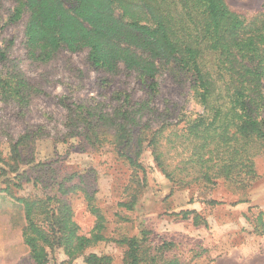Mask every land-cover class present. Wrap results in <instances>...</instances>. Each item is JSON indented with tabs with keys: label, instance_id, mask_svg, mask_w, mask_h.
Returning <instances> with one entry per match:
<instances>
[{
	"label": "rangeland",
	"instance_id": "374dc122",
	"mask_svg": "<svg viewBox=\"0 0 264 264\" xmlns=\"http://www.w3.org/2000/svg\"><path fill=\"white\" fill-rule=\"evenodd\" d=\"M226 1L244 14L264 11V0ZM16 5L15 0H0V45L9 47L7 60L0 61V74L20 73L42 92L27 103L0 93V264H35L24 243L25 210L18 197H61L70 203L81 232L89 234L97 220L89 206V192L104 216L107 239L88 248L86 254L110 255L111 264H127V245L119 241L144 234L141 264H166L169 258H177L180 264H264V232L260 233L264 156L257 159L261 177L250 188L249 200L238 202L239 196L223 183L213 188L176 187L162 174L146 145L139 157L145 169L129 166L118 151L121 146L110 142L113 137L107 132L102 140L91 134L94 142H89L83 128L88 123L71 110L76 104L90 109L89 120L99 132L106 127L101 113L113 116L117 108L130 107L137 110L131 116L149 124L144 128L149 130L184 112L202 110L193 96V75L173 58L157 60L158 85L153 93L135 70L120 65L111 73L94 66L88 48L62 49L50 61H35L25 46L28 12L19 22L8 23ZM207 58L214 64L213 55ZM124 94L135 105H122ZM139 102H148L141 111ZM21 138L18 154L13 148ZM125 151L135 156L137 146L133 142ZM19 174L22 177L16 179ZM211 199L223 203L213 205L207 202ZM124 202L135 205L130 209ZM185 210L197 211L205 223L197 226L192 218L176 214ZM164 242H172L173 247L160 250ZM84 257L69 260L63 249L51 253L53 264H86Z\"/></svg>",
	"mask_w": 264,
	"mask_h": 264
},
{
	"label": "trees",
	"instance_id": "16d2710c",
	"mask_svg": "<svg viewBox=\"0 0 264 264\" xmlns=\"http://www.w3.org/2000/svg\"><path fill=\"white\" fill-rule=\"evenodd\" d=\"M15 1L8 23L19 22L28 12L25 46L27 55L35 61H50L62 49L77 52L88 48L94 66L111 73L120 65L135 70L153 93L158 85L157 60L173 58L183 71L193 75V96L202 110L184 112L176 120L164 121L149 130H144L149 124L131 116L136 109L119 107L113 116L100 114L106 127L98 132L89 120L92 111L76 104L71 110L80 121L88 123L83 128L89 142H94L91 134L96 135L95 140H102L107 132L113 137L110 142L121 146L118 151L128 165L143 170L139 157L146 145L157 167L176 187L213 188L223 183L239 196L238 202L249 200L250 188L261 177L257 159L264 156V11L244 14L226 0ZM8 48L0 45L1 62L7 60ZM209 54L215 57L214 64L207 61ZM41 92L20 73L0 74L3 97L27 103L32 95ZM120 98L122 105H135L128 94ZM147 103H136L138 111ZM136 127H140L138 133ZM23 139L14 145L18 154ZM133 142L137 146L135 156L125 151ZM20 177L22 174L16 179ZM60 188L63 193L68 190L64 185ZM86 195L97 215L89 234L81 232L74 210L61 197L17 198L25 210L24 243L35 264H53L51 253L55 249H63L69 260L84 255L86 264H111L110 255L85 253L107 239L103 234L104 216L92 203L93 194ZM207 202L223 203L217 199ZM122 204L130 209L135 205ZM176 214L192 218L197 226L205 223L195 210ZM192 214L195 215L191 217ZM263 232L264 222L260 233ZM143 236L119 241L127 245V264L142 263ZM172 247V242H164L159 249ZM165 262L180 264L177 258Z\"/></svg>",
	"mask_w": 264,
	"mask_h": 264
}]
</instances>
